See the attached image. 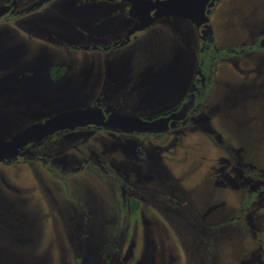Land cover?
<instances>
[{
    "label": "rangeland",
    "instance_id": "1",
    "mask_svg": "<svg viewBox=\"0 0 264 264\" xmlns=\"http://www.w3.org/2000/svg\"><path fill=\"white\" fill-rule=\"evenodd\" d=\"M75 2L50 0L32 12L12 17L9 23L1 22L0 144L23 129L90 107L101 95L106 100L112 93L114 102L131 104L136 116L148 119L179 105L194 86L191 91L197 98V121L190 129L179 128L182 133L171 132L160 140L152 135L95 133L90 129L70 142L55 135L41 143L44 152L52 148L53 141L59 146L65 141L67 154H59L61 150L56 148L45 156L33 149V157L0 167V201L4 204L0 213L13 205L17 226L9 224L8 229L30 232L16 236L13 231L10 238L1 234L5 227L0 226V256L5 251L1 243L17 249L9 248L7 255L12 259L1 258L2 263L68 264L62 253L72 258L73 244L79 246L81 260L91 255V264H111L102 261V246L108 243L106 251L115 252L120 243L117 233H121L120 239L124 240V234L128 239L120 244L127 245L126 255L135 244L130 264H148L143 249H151L147 245L151 246L157 234L161 235L157 241L161 246L175 242L173 250L160 254L169 259L176 252V262L170 260L173 264H264V0H224L215 19L216 47L200 42L196 49V43L184 31L185 25L180 24L189 23L179 19L176 25L153 26L136 33L135 40L125 47L111 48L127 30L124 16L123 20L121 14H91V3L75 8ZM62 30L74 31L76 36L66 39L58 34ZM156 34L158 42L167 40L168 54L154 53L152 39ZM93 41L104 49L87 48L86 44ZM158 58L162 59L160 63H156ZM55 65L67 68L59 82L50 75ZM146 83L151 88L147 89ZM126 87L131 94L124 101L119 94ZM206 100L215 107L209 113L211 122L207 114L201 120ZM9 102L18 104L17 110H9ZM201 125L209 127L201 130ZM127 149L141 157L136 159ZM166 151L170 158L163 154ZM237 153L257 167L251 174L246 165V183L243 177H233ZM103 158L106 160L102 164ZM79 159L82 165L77 170L68 166L44 171L42 167ZM245 162L238 166L240 176ZM6 178L21 185L19 191ZM162 178L174 182L180 190L174 196L182 204L155 202L152 197H146L150 200L146 209L136 211L138 207L131 200L127 204L128 197L142 195L138 192L144 188L140 180L147 187ZM121 184H126L122 189L127 196L120 190ZM27 190L32 194L26 200ZM254 194L261 200L251 201L248 208ZM90 211L97 233H84L90 232L89 222L86 226ZM196 212L206 218L200 228H209L208 234L201 233L200 237L191 220ZM25 214L29 215L28 225ZM151 218L159 221L160 228L153 233ZM37 229H44V242L31 235ZM82 229L85 237L78 233ZM125 257H121V263ZM86 262L88 259L82 264Z\"/></svg>",
    "mask_w": 264,
    "mask_h": 264
},
{
    "label": "flooded vegetation",
    "instance_id": "2",
    "mask_svg": "<svg viewBox=\"0 0 264 264\" xmlns=\"http://www.w3.org/2000/svg\"><path fill=\"white\" fill-rule=\"evenodd\" d=\"M49 1L50 0H1L0 1V24L2 21L8 22L9 20L12 19V17H18V16H21L23 14L32 12V11H34L40 7H43ZM156 1L161 2V1H167V0H76L75 8H77V5L83 6L84 3H91V5L88 8L89 12H91V14H93V13L96 14L97 12H100L102 15L112 14V15L116 16L117 14H121L122 19L124 20V18H125L124 21L127 22V24H128L127 30L121 37L115 39L112 42L111 48H117L118 49V48H122L121 46L125 47L126 45H128L129 43H131L133 41V39H134L133 37L135 36L136 33L146 32L147 30H149L153 26H156L157 28H161V27H164V25H167V26L169 24L176 25V23L179 22V21H177L178 19L181 21L183 20L184 22L190 24V25L189 24L187 25L185 23L179 22L180 24L185 25L184 31L187 30V33L192 37L191 39L193 40V44L196 43L195 49H196V47H199L198 44L200 42H204L206 44L212 45L213 47H216L215 46V43H216L215 19L221 10V4L224 0H189L192 10L199 8L200 5H205V8L203 9V15H201L200 18L201 19L207 18V21L203 22L202 24H197L196 22L191 21L189 18L185 17L184 15H175L174 14L171 16L160 17L159 15H155L154 13L148 12L146 10V3L147 2H156ZM85 9H87V8H85ZM123 16H124V18H123ZM161 21H165V22H161ZM42 29L44 30V25H42ZM58 34H61L66 39L76 36L74 31H68L66 33V31L62 30V31H59ZM262 34L264 37V32ZM145 35L147 36L148 34H145ZM43 36L44 35H41L42 38H43ZM157 37H158V35L156 34L155 38L152 39L154 53L157 55L159 54V52H166L167 53L166 49L168 47V42H165L167 40L165 38H162V42H158V40L156 39ZM109 46H110V44H109ZM86 47L91 49V50L92 49H94V50L95 49L96 50L104 49L102 47V44H96L94 41L87 43ZM146 50H151V48L146 47ZM262 50L263 49H261V51ZM214 51L216 52V49ZM161 61H162V59L158 58L156 63H158V62L160 63ZM53 68L57 69V73L59 70H62V69H64V70L62 71L61 75H59L58 77H55V76H53V73H52ZM66 73H67V68L65 66L55 65V66L50 68L51 78L55 82H59L61 79H63L65 77ZM55 78H57V79H55ZM206 83L209 84L208 82H206ZM144 86L147 87V89L151 88V84H149V83L144 84ZM193 87L187 91V93L185 94V96L183 98V101L179 105H177V106L175 105L172 110H170L169 112H167L166 114H163L161 116H157L154 118H148V119H144V118L136 116L137 114H135L136 113L135 108H133L134 106H131V104L123 105L122 103L114 102V98H111L113 96V93L111 94V96H106L105 97L106 100H104V95H101L102 98L99 100L97 99L96 102L94 103L95 105L93 104L92 106L87 107V108H83V109L95 108V109L101 110L102 114L104 116V122L110 121V122H112V125L103 126L101 124H89V125L77 126V127H73V128H65L61 131L54 133L51 136H48L47 138L53 137L55 135H59V136H62L61 138H63L64 140L70 142V141H73L74 138L78 137L80 134L81 135L88 134V132L90 130H92L95 133H99V131H111V132H115V133H123V134H128V135H139V136H141V135H152V136H155L154 138L156 140H160V138H162L163 136H166V135L168 136L169 133H171V132H173L171 135H173L175 133L180 134L182 132L180 130L178 131L179 128L185 129V130L190 129L191 127L190 128H188V127L192 126V125L194 126V122L197 121V117H198L199 112L196 114L197 98H196L195 94L192 93ZM127 88L128 87L125 88L124 93L119 94V96L121 97L120 98L121 100L124 99V101H125L127 98V94H131V92L129 93L126 90ZM200 89H202V86L200 87ZM144 90H145V88H144ZM207 94L208 93L205 94V97L207 96ZM134 103H138V102L135 100ZM17 107H18V104H13L12 102H9V110H13V109L17 110ZM203 107H205V108L203 109L204 114H203V118L201 120H203L207 114L208 116H206V117H208L209 121L211 122L212 119H211L210 114H211V111H213L215 109V107L212 106V104L211 105L208 104L207 100H206V105ZM83 109H79V110H83ZM147 112H149V110ZM122 113H124V114H122ZM115 117L133 118V119H138V120H141L144 122L145 121L146 122H153V121H157V120H164V121H161L162 123H161V125H159V128H162V131L156 132V133H149V132L141 133V132L137 131L136 129L129 128V129L124 130L122 126L121 127L120 126H114V125H116V122L113 119ZM52 118H55V117H52ZM52 118H49V119H52ZM49 119H47V120H49ZM47 120H45V121H47ZM44 122H41V123H44ZM37 124H39V123H37ZM207 125H208V120H207ZM207 125L206 126L201 125V127H202L201 130H205V129L207 130L209 127ZM30 127H28V128H30ZM28 128H26V129H28ZM26 129H23V131L21 130L20 133L24 132ZM79 131H87V132H85L83 134L82 132H79ZM20 133H17L15 135L17 136ZM15 135L13 138L7 140V142L13 140L16 137ZM177 136H179V135H177ZM114 137H116V136H114ZM47 138H45V139H47ZM69 139H70V141H69ZM44 140L37 142V143H31L30 142V143H28L22 147H19L18 148L19 152L15 156V158H13L12 160H9V161L0 162V165H2L0 167L6 168L7 166H9V164H11L12 162H14L16 160L25 161L26 159H28V157H30V156L33 157V154L30 153V151L33 149H36V150L38 149V152L36 154H39L40 151L44 152V145H41V143ZM68 142H65V141L61 142V146H59L57 141H53L52 143H50V146L52 148H50L47 152H44L45 156L49 155L48 152L53 153L56 148H57L56 150H59V149L61 150L62 153L59 152V154H63V151H67L66 152V154H67L69 148L64 149L63 147L68 146L67 145ZM2 144H4V143H1L0 145H2ZM41 147H43V148H41ZM126 151H130V150L127 149ZM131 153L133 154V156L136 159H139L141 157V155L135 151L131 152ZM163 154L168 156L169 158H170V156H172L169 151L163 152ZM65 156H67V155H65ZM79 156L80 155L78 153V158H79ZM246 158L247 157L245 155H239V153H237V155H235L236 160H234L235 165L233 166V169H234L233 177H235V178L243 177L241 179H243L244 182H245L244 178L247 175L245 173V171H247L246 165H248L251 168V174H253V172H255L254 170L257 168V167H255L256 165L254 163L247 162L248 160H245L246 161L245 162L244 159H246ZM100 160L103 161L102 162V164H103L106 159L103 158ZM85 161H86V163L88 162L87 160H85ZM244 162L246 164L243 168V176H240V174L238 172V166ZM52 163H56V161H53ZM78 165L79 166L82 165V162L80 161V159L76 163H68V162L65 163L64 161L61 160L60 162H58L54 165L51 164V166H49L48 164H45V165L43 164L42 167L44 166V171L51 170L52 168H55V169H59L60 167L66 168L68 166H71V168L73 170H77ZM96 166L99 167L98 165H96ZM103 169H104V165L101 168L103 175H104ZM108 173H109V171L106 169L105 175H107ZM165 179H167V180H165ZM7 181L17 191H19V187L21 185H18L9 179H7ZM2 182H3V180L1 181V183ZM139 182H140V184H139L140 187L141 188L144 187V188L138 190V192L142 195L136 194L134 197H128V199H127L128 205H129V201L131 200V202H133L135 204V206L138 207V209L136 211H138L140 209V207H144V209H146L148 207L147 201L150 202V200H147L146 197H148V199L151 197L154 198L152 200H154L155 202L168 201V202L176 203L178 205L182 204V202H179V200H177L176 197L174 196V195H176L175 193L178 190L177 187H175L174 182L169 180L168 178H162L161 181H156L154 185L147 186V187L143 185V182L141 180ZM125 185L121 184V188H120L122 193L124 192V195H126L125 194L126 189L123 190L122 187ZM169 186H170V188H169ZM246 186H247V184L245 185V187ZM161 190H167V192L162 193ZM178 191L180 192V190H178ZM31 194H32V190L30 192L28 190L25 191V195H24L25 197L24 198L27 200L31 196ZM140 197L142 199H140ZM123 198H124V196H123ZM252 198H254V197L251 195V199ZM251 199H249V207L248 208L251 207V204H250ZM3 205H4L3 202L0 201V206H3ZM133 209L135 210L134 207H133ZM14 211H15V209H14L13 205L9 206V207L7 206L4 210L1 211V213H0V224L1 225L0 226L5 227L4 231L3 232L1 231V234H6V235L8 234L10 236V238H12L13 231L15 232L16 236H18V234L19 235H30V232H28L27 230H19V231L18 230H11L10 229L11 227L8 229L9 224L17 226V222L14 221V220H16V215H15ZM136 211L133 212L134 215L137 214ZM25 216H26L25 217V220H26L25 224L28 225L27 222L29 220V215L25 214ZM114 218H116V216H114ZM191 218H192L191 219L192 224L195 225L193 230L196 231L197 236L200 237L201 233L208 234V232H209L208 227L202 226L200 228V226L205 222L204 219H206V218L201 217L200 215L197 214V212ZM20 219H23V218H20ZM92 219H93V215H92V211H90V218L86 222V226H88V222H89L90 232L84 231V233H95L97 231L96 222L93 221ZM180 219L182 220L183 218H180ZM116 222H117V219H116ZM116 222H115V224H116ZM111 223H112L111 228H112V225L114 228L113 219H112ZM158 223H159V221L157 219H154V218L150 219V227L152 228V233L155 230H160V228L157 226ZM154 224H156L155 227H153ZM19 225H20V223H19ZM68 225L69 224H67L65 226V229L68 227ZM24 227H26V226H24ZM113 228H112V230H113ZM210 228H211V226H210ZM82 231H83V229L80 230L78 233L81 237H85V236H83ZM43 234H44V229H37V230L31 231V235H33V237L38 238V240H40L42 242H44V237H43L44 235ZM102 234H103V232H102ZM120 234L121 233H117L116 239L120 243L117 244L115 252L113 251L111 253H108L105 249L107 247L108 243L103 244V246H102V258H101L102 261L105 259L106 263L111 261V264H116V263L117 264H130V254L133 253L135 244H133L130 248L131 253H128L126 255L125 249H126L127 245L123 244L122 247H120V244L123 241H127L128 239H127L126 234L123 235L125 237L124 240L120 239V236H122ZM160 237H161V235H159V234L152 237V241L150 243L151 246L147 245L151 249H149V250L143 249V253H144L143 257H145V261L148 262V264H173L174 261L170 262V260H175V262H176V258H175L176 252L173 251L169 259H167L165 256H162L160 254L162 253V254L166 255L168 252L173 250L171 245L173 247H176V245L174 244L175 242H171V241L164 242L163 243L164 246H161L160 244H157V241L159 240ZM70 240H71V236H70ZM199 240H200V245H201V239H199ZM65 244H67V243H64L62 248L59 247L60 251L64 250ZM129 246H130V244H129ZM70 247L74 251L72 258H69V256H70L69 253H67V254L62 253V256L65 255V260H67L69 262L68 264H82V261L85 262V261H87V259H88V262H86V264H91V255H89V258H87V259L84 258V260H81L80 259V253H79L80 251H78L80 249L79 246L75 247L72 244ZM165 247L167 249H165ZM2 248L5 249V251H3V253H1L0 264H3L1 258L12 259L9 255H7V254H10L9 248H12V249L17 251V249L14 248L12 246V244H10V247L7 248L5 246V244L1 243V249ZM89 249H92V248L89 247ZM75 252H77V253H75ZM96 252H97V250H96ZM94 254H95V248H94ZM94 254L92 253V256ZM55 255H56V253H55ZM75 255H76V257L78 255V257H79L78 260H77V258L74 257ZM123 255L126 256L125 257L126 261L124 263H121V257ZM140 256L141 255H139L138 257L140 258ZM19 264H22V263H19ZM63 264H65V263H63ZM183 264H186V263L183 262Z\"/></svg>",
    "mask_w": 264,
    "mask_h": 264
},
{
    "label": "water",
    "instance_id": "3",
    "mask_svg": "<svg viewBox=\"0 0 264 264\" xmlns=\"http://www.w3.org/2000/svg\"><path fill=\"white\" fill-rule=\"evenodd\" d=\"M204 8L205 5H200L199 8L192 10L189 0H167L146 3V10L150 13H154L160 17L171 16L174 14L184 15L197 24H202L207 21V18H200L201 15H203ZM113 119L116 122V125L114 126H122L124 130L129 128L136 129L141 133H156L162 131V128H159V125H161V121H164L157 120L153 122H144L126 117H115ZM89 124H101L105 126L112 125V122H104L102 111L95 108L83 109L59 115L45 121L44 123L31 126L24 132L18 134L13 140L0 145V162L9 161L15 158L19 152L18 148L30 142H40L48 136L65 128L85 126Z\"/></svg>",
    "mask_w": 264,
    "mask_h": 264
},
{
    "label": "trees",
    "instance_id": "4",
    "mask_svg": "<svg viewBox=\"0 0 264 264\" xmlns=\"http://www.w3.org/2000/svg\"><path fill=\"white\" fill-rule=\"evenodd\" d=\"M63 70H64V69L59 70L58 73H57V69H56V68H53V69H52L53 76L58 77L59 75H61V73H62ZM55 79H57V78H55ZM254 200H257V202H258L259 200H261V199H259V195H258V194H257L256 196H255V194H254V198H252V200H251L252 203H253ZM256 210H257V207H256Z\"/></svg>",
    "mask_w": 264,
    "mask_h": 264
}]
</instances>
